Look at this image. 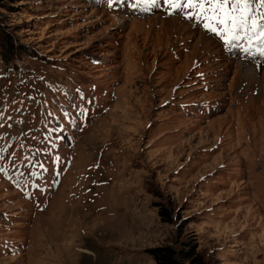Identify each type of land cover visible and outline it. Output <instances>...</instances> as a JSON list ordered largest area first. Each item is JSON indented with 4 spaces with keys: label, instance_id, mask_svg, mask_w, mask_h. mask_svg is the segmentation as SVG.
<instances>
[{
    "label": "rangeland",
    "instance_id": "rangeland-1",
    "mask_svg": "<svg viewBox=\"0 0 264 264\" xmlns=\"http://www.w3.org/2000/svg\"><path fill=\"white\" fill-rule=\"evenodd\" d=\"M129 1L0 0V264H264V65Z\"/></svg>",
    "mask_w": 264,
    "mask_h": 264
},
{
    "label": "snow or ice",
    "instance_id": "snow-or-ice-1",
    "mask_svg": "<svg viewBox=\"0 0 264 264\" xmlns=\"http://www.w3.org/2000/svg\"><path fill=\"white\" fill-rule=\"evenodd\" d=\"M141 2L156 5L158 0H137V3ZM163 2L172 8L197 9V18L206 21L205 30L213 32L218 37H226L223 41L225 44L247 39L249 43L258 40L264 45V0H183V2L163 0ZM257 9L262 11L257 13ZM241 32L244 33L243 37Z\"/></svg>",
    "mask_w": 264,
    "mask_h": 264
},
{
    "label": "trees",
    "instance_id": "trees-1",
    "mask_svg": "<svg viewBox=\"0 0 264 264\" xmlns=\"http://www.w3.org/2000/svg\"><path fill=\"white\" fill-rule=\"evenodd\" d=\"M10 49L13 50L12 46H10ZM158 215L161 218L164 217L162 209L158 211ZM147 252L152 256L156 264H183L180 257H190V251H181L183 255H179V253L169 245L151 247L147 249Z\"/></svg>",
    "mask_w": 264,
    "mask_h": 264
},
{
    "label": "bare ground",
    "instance_id": "bare-ground-1",
    "mask_svg": "<svg viewBox=\"0 0 264 264\" xmlns=\"http://www.w3.org/2000/svg\"><path fill=\"white\" fill-rule=\"evenodd\" d=\"M172 19V18H171ZM242 63H244V61L242 60ZM243 65V67H245V68H248V63H244V64H242ZM251 65H253V64H251Z\"/></svg>",
    "mask_w": 264,
    "mask_h": 264
}]
</instances>
